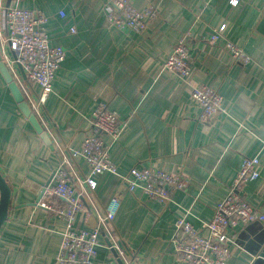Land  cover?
Listing matches in <instances>:
<instances>
[{"label":"crops","instance_id":"obj_1","mask_svg":"<svg viewBox=\"0 0 264 264\" xmlns=\"http://www.w3.org/2000/svg\"><path fill=\"white\" fill-rule=\"evenodd\" d=\"M106 1L19 2L46 16L40 29L51 46L63 49L65 59L36 115L51 147L21 113L0 74V177L9 191L0 225V264H56L64 223L35 203L59 165L58 147L69 156L64 147L78 151L91 134L98 103L116 111L124 124L109 151L120 175L152 167L182 174L188 186L167 204L139 190L130 193L119 177L107 173L92 176L95 187L90 189L83 182L90 175L88 166L81 158L71 160L70 183L87 209L103 213L112 199L118 201L111 235L98 237L95 264H184L175 254L174 221L185 217L205 234L215 205L247 158L258 159L259 176L243 194L264 215V0H239L235 6L230 0H133L139 11L147 6L156 11L140 34L111 27L103 11ZM221 26L219 40L209 42ZM183 37L192 60L191 79L222 97L223 112L208 121L200 119L191 89L162 68ZM226 41L251 62L234 63L224 49ZM5 53L13 60L7 47ZM14 67L21 93L36 100L39 87ZM43 202L59 204L55 198L42 197L38 203ZM95 223L94 216L85 220L80 213L74 227L88 229ZM227 236V263L254 264L264 246V221L228 229Z\"/></svg>","mask_w":264,"mask_h":264},{"label":"built area","instance_id":"obj_2","mask_svg":"<svg viewBox=\"0 0 264 264\" xmlns=\"http://www.w3.org/2000/svg\"><path fill=\"white\" fill-rule=\"evenodd\" d=\"M20 1L10 0V5L4 7L0 0L4 29V32H0V46L2 49L4 47L3 58L16 85L19 75L14 66L17 64L23 70L26 79L39 87L36 100L22 93L36 117L39 106L45 103L52 91V81L65 59V53L61 47L51 46L49 36L40 29L46 22V16L42 12L19 7ZM238 2L239 0H230L232 6ZM103 11L111 27L127 29L136 34L144 32L156 17V11L152 6L139 11L134 8L133 0H107ZM59 16L63 17L64 14L59 12ZM223 30L224 26H221L209 37V42L219 40ZM5 47L14 54L13 60L8 58ZM224 49L234 63L247 65L251 62L249 55L229 41L225 42ZM162 68L174 74L191 89V99L199 106L202 121L211 120L223 112L221 95L216 90L195 83L191 79L192 60L188 54L186 37L177 41ZM123 128L124 124L120 121L119 114L109 110L104 103H98L91 114L92 132L85 136L80 149L73 151L64 147L68 152L67 156L58 147V151L61 152L59 165L53 171L51 184L44 189L42 197L47 200L55 198L59 204L52 206L46 202L37 203L40 207L52 211L64 223L55 257L56 264H95L98 237L102 232L111 235L110 225L118 210L116 199L109 202L103 213L95 208L90 210L85 207L70 183L71 160L81 158L88 166L90 175L83 182L90 189L95 187L91 177L103 173L119 177L130 193L139 190L147 198L160 204L171 202L175 192L187 189L188 181L182 174H171L152 167H134L125 175H120L110 159L109 151L111 145L119 139ZM103 136L106 137V141ZM258 165L256 157L242 161L226 195L215 205L211 219L205 224V234L199 233L185 217L174 221L173 243L175 254L181 262L228 264L230 239L227 230L264 221V215L250 204L243 194L245 185L258 178ZM80 213H83L85 220L91 215L94 216L96 220L94 227L75 229L74 221Z\"/></svg>","mask_w":264,"mask_h":264},{"label":"water","instance_id":"obj_3","mask_svg":"<svg viewBox=\"0 0 264 264\" xmlns=\"http://www.w3.org/2000/svg\"><path fill=\"white\" fill-rule=\"evenodd\" d=\"M9 5H10V0H7L5 7H8ZM2 51H4V47L2 49V47L0 46V74H1L4 82L7 84L8 88H9V90L13 96V99H14L15 103L17 104L21 113L24 115V117H26L28 119V121L30 122V124L32 125V127L34 128L36 133L39 134L41 140L45 144H47L51 147V142L49 141L47 134L41 128V126L38 123L35 115L31 112V109H30L29 105L27 104V102L25 101V99H24L22 93L20 92L18 86L12 80V77L9 74L8 69L6 67V63L3 59ZM10 53L12 55V58L14 59L15 58L14 54L12 52H10ZM16 67H17V69H19L22 78L25 79V74H24L23 70L21 69V67L17 64H16ZM51 178H52V176H51ZM51 178H50V181H51ZM50 181L43 187V189L40 193V198L38 199V201H36L35 205L42 198L44 189L50 184ZM8 202H9V191H8L4 181L0 177V225L2 224V222L4 221V219L6 217ZM257 252H259V253H258V255L254 261V264H264V246L261 247L260 249H258Z\"/></svg>","mask_w":264,"mask_h":264}]
</instances>
